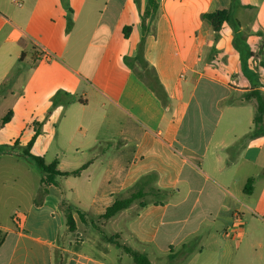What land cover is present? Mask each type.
<instances>
[{
    "label": "crops",
    "instance_id": "crops-1",
    "mask_svg": "<svg viewBox=\"0 0 264 264\" xmlns=\"http://www.w3.org/2000/svg\"><path fill=\"white\" fill-rule=\"evenodd\" d=\"M152 1L146 14L149 0H67L68 28L61 0H0V99L12 100L0 160L26 161L19 142H34L46 164L80 170L60 180L92 182L100 215L125 195L151 197L106 220L115 233H90L76 213L69 233L57 187L73 184L19 185L2 164L0 264H54L58 243L64 264H134L104 235L148 264H264V116L254 131L256 102L245 99L264 94V0H239V29L224 25L216 41L202 15L231 0ZM239 37L250 57L242 71ZM138 51L160 87L133 62ZM18 61L15 94L6 83ZM243 241L262 250H240Z\"/></svg>",
    "mask_w": 264,
    "mask_h": 264
},
{
    "label": "trees",
    "instance_id": "trees-1",
    "mask_svg": "<svg viewBox=\"0 0 264 264\" xmlns=\"http://www.w3.org/2000/svg\"><path fill=\"white\" fill-rule=\"evenodd\" d=\"M61 3L64 9L66 10L67 19H68V28H69L71 26V20L69 17L71 10L68 7L67 0H61ZM239 6H240L239 0H231V4L228 8L219 9V10H216L215 12L202 15L203 19H206L210 22L214 41L217 40L222 27L226 24L230 25L234 32H236L239 29V24L234 19V15H233V11ZM155 10H156V6L153 4L152 0H149L148 9L146 11V14H148L149 11H155ZM128 30L129 28H126V32ZM133 62H137L140 68L144 70L145 73L154 80L157 86L160 87L159 82L155 76L154 70L148 67L147 63L143 59L141 51H138V54L133 58ZM130 66H132V64H130ZM245 99L248 101L254 99L256 102L255 114L253 117V124H254V131H255V129L258 128L262 124V119L264 116V94L258 90H251L246 94ZM52 101H55V97L52 99ZM9 117L10 116L6 115L2 119V123H6ZM16 145L17 144H15V146ZM31 145H32V142H29L25 147L20 148L21 149L20 152L22 156L28 159L29 161H31L35 165L36 169L42 174L41 184L44 187H48L50 185L56 184L57 179L60 177H65V176H70V175L77 176L79 174L80 170H76L70 173H62L59 170H57L56 162L46 164L43 158L31 155L29 153V149ZM251 183H252V179H249L247 181L246 190H247V187H249ZM141 196H143V193L140 191H137L135 193L130 194L128 197L117 199L110 207L106 209L104 214L101 215V218L103 220H108L114 217L120 211L128 208L135 200L139 199ZM141 205L143 204L141 203ZM61 207H62V210L63 208H65L63 212H64V220H65V226L67 228V231L69 233H74L76 230V226H75V222L73 219V213H76L79 217H81L80 219H83V214L80 212L73 211V209L70 206L65 207L64 205L61 204ZM114 237L115 239H118V236L115 235ZM107 240L109 242L111 241L110 238H108ZM112 243H114L117 247L122 248L126 253H128L132 257L135 264H148L147 259L143 255L136 253L128 249L125 246H122L117 241L112 242ZM54 256L56 257V262L54 264H64V261L66 258L65 253H62L61 251H58V250H54Z\"/></svg>",
    "mask_w": 264,
    "mask_h": 264
},
{
    "label": "rangeland",
    "instance_id": "rangeland-1",
    "mask_svg": "<svg viewBox=\"0 0 264 264\" xmlns=\"http://www.w3.org/2000/svg\"><path fill=\"white\" fill-rule=\"evenodd\" d=\"M257 31H258V28L254 27V29L251 30L249 37L251 39L250 41L252 42L253 51H255V56H260L258 54V52L256 51V48H257L256 46L259 45L258 43L260 41H263V36H260V34H258ZM238 46L240 47V49L242 51V61H241V65H240V70L242 71L245 68V66L247 65V63L250 62L249 61L250 57L247 54L246 50L243 48L244 46L241 42L240 37L238 38ZM20 65H21L20 61L16 62V65L14 68L15 70L13 71L12 76H10L11 78L9 79L8 83H6V86L12 87L15 94H17L18 88L20 87L21 82H22L21 79L24 76L23 71H21V72L19 71ZM136 70H137V68H136ZM11 102H12V100L9 97L6 100H4L2 98L0 99V125H1L2 119L5 117L6 109H7L8 105L11 104ZM242 116L244 118L242 117L241 124H244L245 119H246V115H242ZM243 120H244V122H243ZM36 130H37V128H36ZM18 133H22V132H18ZM2 134L3 133H0V135H2ZM1 142H4L2 139V136H0V143ZM10 142L13 144V141H10ZM29 142H30V140H29ZM29 142L21 141L19 143L26 146ZM33 143L34 142H32V145H33ZM47 143L48 142L46 141V139H44V138L40 139L37 143L36 148L38 150H42L45 148ZM32 145H31V147H32ZM31 147L29 149L30 154H31ZM17 150H19V149H17ZM2 164H12V167L9 166L7 169L9 172H11V173L13 172L14 177H17L19 179V182H18L19 185H23L25 183V180H30V182H32L33 184H36L38 179L40 177H42V174L36 169L35 165L31 161L30 162H29V160L27 161V159H26V161L25 160L23 161V159H17V158L9 159V158L5 157V158L0 160V166ZM0 170H1V167H0ZM23 173H25V177H23ZM65 180H67V181H65ZM92 181L96 182L95 180H92ZM57 182H58V184H60L62 182H69V183L73 184V186H72L73 190H68L67 188H63L61 186V184L57 187L58 188L57 190L59 191V195H60V201H61L60 206H61V204L64 205L65 207L70 206L73 209V211L85 214L88 218L87 219L84 218V220L88 221V222L91 221L90 223L93 226V228L90 227L91 229H88L90 231V233L96 234L93 232V231H95L97 233H102V234L104 233L106 235H110L112 233H115V231H117L118 224H115L112 222H109L106 224L105 223L106 220H103L101 218V215L98 214L97 210H95V209L93 210V208L91 207V203H92L93 197L95 195L96 187H94L92 182L90 185H87L86 184V178L84 175H82V177L80 179L68 178V179H61L60 180V178H58ZM128 196H129V194L125 195L124 197H128ZM141 200L150 201L151 197L143 195L139 199L135 200L134 202L138 203ZM64 209L65 208H63V210ZM104 224H105V226L103 227L102 225H104ZM92 229H94V230L92 231ZM79 233H80V237L84 239L85 243H87L86 237H88V236L84 235L82 233V231H80ZM106 235H104V239H106V241L108 238L111 239L110 242L115 241L114 236L106 237ZM117 242H118V240H117ZM118 243H120V242H118ZM231 244H233V246H236V242H234V241ZM58 247H59L58 251H61L62 253H64L63 246H61V244L59 245V243H58ZM240 250H247V251L259 250L260 251V250H262V248H257V246H252L248 242L247 243L244 242L241 244ZM263 250H264V248H263ZM132 262L134 263L133 259H132Z\"/></svg>",
    "mask_w": 264,
    "mask_h": 264
},
{
    "label": "built area",
    "instance_id": "built-area-1",
    "mask_svg": "<svg viewBox=\"0 0 264 264\" xmlns=\"http://www.w3.org/2000/svg\"><path fill=\"white\" fill-rule=\"evenodd\" d=\"M233 220L237 223L241 221V214L239 212H236L233 214Z\"/></svg>",
    "mask_w": 264,
    "mask_h": 264
}]
</instances>
